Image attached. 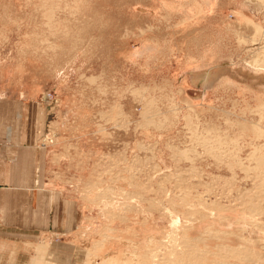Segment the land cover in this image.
Listing matches in <instances>:
<instances>
[{
  "label": "rangeland",
  "instance_id": "rangeland-1",
  "mask_svg": "<svg viewBox=\"0 0 264 264\" xmlns=\"http://www.w3.org/2000/svg\"><path fill=\"white\" fill-rule=\"evenodd\" d=\"M243 1L0 0V96L43 108L60 203L17 264H264V95L245 81L264 5L247 21ZM208 50L236 77L195 82Z\"/></svg>",
  "mask_w": 264,
  "mask_h": 264
},
{
  "label": "crops",
  "instance_id": "crops-1",
  "mask_svg": "<svg viewBox=\"0 0 264 264\" xmlns=\"http://www.w3.org/2000/svg\"><path fill=\"white\" fill-rule=\"evenodd\" d=\"M43 121L41 106L0 96L1 264L3 257L6 264L23 262L30 239L43 236L59 214V200L45 182V154L39 147Z\"/></svg>",
  "mask_w": 264,
  "mask_h": 264
},
{
  "label": "bare ground",
  "instance_id": "bare-ground-1",
  "mask_svg": "<svg viewBox=\"0 0 264 264\" xmlns=\"http://www.w3.org/2000/svg\"><path fill=\"white\" fill-rule=\"evenodd\" d=\"M209 1L211 0H203L202 3L207 4L210 3ZM251 2L255 4V6H257L258 9L262 8L264 5V0H255V1L244 0L242 4H240L242 11L240 10L241 12H238V14L239 16L246 18L247 21H249L251 18L249 19V17L246 15L245 11H247L248 9L246 6L248 3ZM212 55L213 53L211 52V50H208V52L204 56L202 64L199 67L194 68V71L192 73L193 80L197 83L200 81L205 87H210L214 82H216L219 78L225 76L226 74H230L231 76L236 75L233 69L229 66V63H222L220 65L214 66V60ZM253 58H254L252 61L253 66L260 68L263 71L260 70L257 75H254L253 73H249L247 76H245V81L248 82L247 85L249 88L251 89L259 88L263 91L262 94L264 95V53H256L255 56H253ZM178 222H180L178 217L170 221L169 224L170 231L167 232L169 236H172L173 233L177 231Z\"/></svg>",
  "mask_w": 264,
  "mask_h": 264
}]
</instances>
